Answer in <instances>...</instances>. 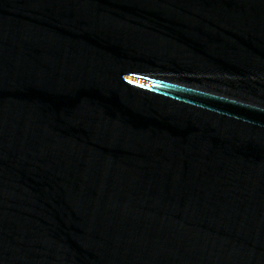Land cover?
<instances>
[{"label":"water","instance_id":"water-1","mask_svg":"<svg viewBox=\"0 0 264 264\" xmlns=\"http://www.w3.org/2000/svg\"><path fill=\"white\" fill-rule=\"evenodd\" d=\"M0 264H264V0H0Z\"/></svg>","mask_w":264,"mask_h":264}]
</instances>
